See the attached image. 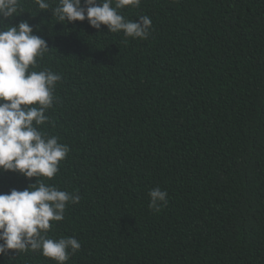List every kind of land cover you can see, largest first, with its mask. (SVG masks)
<instances>
[{"label":"trees","instance_id":"16d2710c","mask_svg":"<svg viewBox=\"0 0 264 264\" xmlns=\"http://www.w3.org/2000/svg\"><path fill=\"white\" fill-rule=\"evenodd\" d=\"M21 0L62 79L39 126L69 147L46 184L78 194L51 238L81 249L66 264H264V0H142L147 39L59 21ZM83 2V0H82ZM0 172V194L36 182ZM168 193L159 212L150 189ZM0 264H56L38 251Z\"/></svg>","mask_w":264,"mask_h":264},{"label":"clouds","instance_id":"9594fccd","mask_svg":"<svg viewBox=\"0 0 264 264\" xmlns=\"http://www.w3.org/2000/svg\"><path fill=\"white\" fill-rule=\"evenodd\" d=\"M21 0H0V17L16 16ZM142 0H59L52 9L59 21L73 23L88 20L102 33H123L125 37L147 39L152 20L147 15L139 20L127 19L120 10L138 8ZM39 9H50L48 0H35ZM0 19V172H19L36 182L23 191L12 189L0 194V255L10 251H38L56 264H66L81 249L74 237H49L51 222L65 218L69 203L80 202L78 194L58 190L41 177L54 178L60 163L70 149L39 130L54 105V90L62 79L50 69L29 71L37 67V58L48 51L47 41L34 34L28 21L6 30ZM149 209L159 212L167 204L168 193L159 187L150 189Z\"/></svg>","mask_w":264,"mask_h":264}]
</instances>
